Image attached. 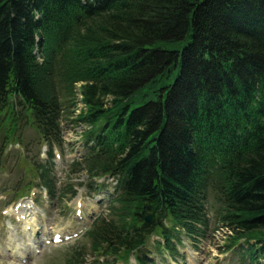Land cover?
Here are the masks:
<instances>
[{"label": "trees", "instance_id": "trees-1", "mask_svg": "<svg viewBox=\"0 0 264 264\" xmlns=\"http://www.w3.org/2000/svg\"><path fill=\"white\" fill-rule=\"evenodd\" d=\"M77 84L88 109L74 117ZM63 118L93 141L70 172L113 175L119 189L64 264L125 262L177 226L201 234L209 202L214 224L231 234L225 247L253 240L240 259L258 263L264 0H0L1 146L23 144L24 126L60 144ZM24 163L23 177H38L59 201L75 194L56 193L52 166Z\"/></svg>", "mask_w": 264, "mask_h": 264}, {"label": "rangeland", "instance_id": "rangeland-1", "mask_svg": "<svg viewBox=\"0 0 264 264\" xmlns=\"http://www.w3.org/2000/svg\"><path fill=\"white\" fill-rule=\"evenodd\" d=\"M83 130L84 128L81 126L74 127L70 123L63 124L62 137L65 140L66 144H64V152L62 157L60 159H55L54 161V172L58 180L56 188L60 187V184L62 185L65 183V181H67V176L70 177V180L72 182L83 181L87 183L88 181L86 174L83 172H80L78 176L69 175L67 173L66 166V161H68V158L70 159L73 156L80 155L84 151L83 145L80 140V133H82ZM36 135L37 134L35 133V131L29 126H26L23 129V138L25 142L31 141V139H34L36 137ZM31 142L32 144L28 148V151H26L25 146L22 149L26 156L27 152H34L38 150L37 145H35L33 141ZM71 146L74 150L71 149ZM19 151L20 150H18L17 146L10 145L6 148L5 155L8 153L9 155H12L11 157L13 159V155L15 153L19 154ZM45 151V147L40 148V153ZM2 157V153H0V160L3 161L4 158ZM5 162L7 169L11 160L7 159V161ZM19 174H22V171L19 170V166L13 168V165H9L8 171L5 170L4 172H2L0 170V185L16 181L19 178ZM26 182L27 181H25L21 185L26 184ZM98 182L107 184V186L109 187L113 184L112 180L109 178L101 179ZM67 183L70 182L67 181ZM105 187L99 191L105 193ZM74 189H76L75 196L71 197L67 195L61 203H59V201L55 197L53 201L45 200L44 202H42V200L34 199L32 203L31 200H27L23 201L22 205L26 207L28 203H30L29 209H27V211L30 212L29 216L30 218H33L35 226L41 227V232H43V228L44 230H48L55 227H63L68 225L72 226V224H67L70 220L67 219V211L69 209L74 210L77 202L81 201V203L83 204V214L87 216L88 212L93 210L92 204L97 199L96 193L94 196H92L93 198H89V196L86 197V189L83 186H74ZM4 196L5 200H10L12 198V194H7ZM47 204L49 205V207L47 206ZM0 225H2V228H0V264H19L18 262H14L13 260H11L10 256L6 253L7 247L10 243H15L16 246L21 251H23L27 257H29V262L27 264H64V255L69 250V247L74 243L67 242L56 246L46 245L42 247L43 237L29 238L28 235L21 233V226L14 225L12 221L6 219V217L1 218L0 216ZM21 225L23 226L24 223L22 222ZM228 234L229 232H226L225 229H219L212 232L208 231L204 238H202L201 241L198 242L197 247L193 245L192 241H189L185 236L182 235V237H180V241L175 242L174 246L178 251L182 252L181 256H185V260L182 259L179 264H238L234 254L228 253L226 254V257V255L221 253L220 247L224 239L227 238ZM43 236H45V233L43 234ZM33 246L41 247V253L37 258L31 257ZM158 255L159 254L157 251L152 252V258L156 261L157 264L170 263L169 259L164 260L169 257L167 253H165V256H163L162 258ZM86 260L90 261V258L87 256ZM131 262L134 263L132 259ZM261 263L264 264V258L263 260L261 259Z\"/></svg>", "mask_w": 264, "mask_h": 264}, {"label": "water", "instance_id": "water-1", "mask_svg": "<svg viewBox=\"0 0 264 264\" xmlns=\"http://www.w3.org/2000/svg\"><path fill=\"white\" fill-rule=\"evenodd\" d=\"M143 217H144V220H145L146 222H149V220H150V215H146V214H145V208L143 209Z\"/></svg>", "mask_w": 264, "mask_h": 264}]
</instances>
